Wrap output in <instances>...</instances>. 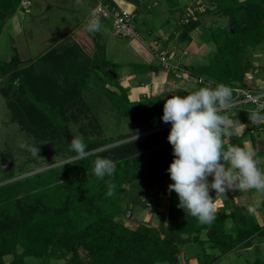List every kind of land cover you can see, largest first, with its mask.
Wrapping results in <instances>:
<instances>
[{
	"label": "trees",
	"instance_id": "trees-1",
	"mask_svg": "<svg viewBox=\"0 0 264 264\" xmlns=\"http://www.w3.org/2000/svg\"><path fill=\"white\" fill-rule=\"evenodd\" d=\"M166 1L171 8L174 6L173 0ZM20 2L0 0V37L18 12ZM216 2L218 16L229 17L223 32L225 40L217 45L207 65L191 68L189 72L196 77L199 87L206 85L199 82L202 78L205 82H223L231 88H248L245 76L255 67L253 58L264 53V0ZM244 6L254 8L257 14L253 19L241 13ZM230 18L236 27L230 24ZM199 25L200 21L194 18L183 24L180 40L190 41ZM101 60L96 68L111 71L107 75L115 88L109 93V103L118 124L125 125L129 132L116 137L118 144L84 137L89 153L86 159L74 160L63 171L53 169L33 179L0 187V264H28L30 258L39 260L38 264H51L52 260H60L62 264H180V247L187 243H200L205 258L212 257L207 248L218 250L224 257L237 249L251 247L255 237L264 236V226L254 221L249 208L230 200H225L228 213L215 212L216 219L204 225L177 207L176 193L168 190L172 181L167 168L174 159L167 141L171 124L161 119L164 102L172 95L132 100L119 76L114 77L116 71L108 69L110 61ZM18 61L15 57L8 63L0 62V70L18 66ZM16 74L20 80L15 90L28 104L26 115L16 110L13 119L26 131L37 128L38 138L43 142L60 140L73 157L75 154L65 137L67 132L75 137L66 107L81 97L85 80L72 75L61 88L52 75L39 74L32 65ZM173 95L187 93L178 91ZM97 156L115 162L113 177L100 180L94 175L93 162ZM61 172L65 174L64 180ZM109 183L116 186L111 197L107 195ZM136 183L159 187L168 199L167 217L157 212L156 221H136L130 226L118 220L127 212L123 209V196ZM210 196L215 197L214 190H210ZM228 218L232 220L231 233L225 228ZM204 231L206 240L201 238ZM212 231L214 235L210 234ZM7 256L13 257L10 263L5 261ZM202 257L197 258L199 264H203Z\"/></svg>",
	"mask_w": 264,
	"mask_h": 264
},
{
	"label": "rangeland",
	"instance_id": "rangeland-1",
	"mask_svg": "<svg viewBox=\"0 0 264 264\" xmlns=\"http://www.w3.org/2000/svg\"><path fill=\"white\" fill-rule=\"evenodd\" d=\"M31 1L34 6L29 10H18L4 27L0 37V62L8 63L15 57L19 60L18 66L12 65L9 69L0 70V187L19 180L33 179L53 169L59 168L63 171L69 167V164L64 163L72 158L60 140L43 142L38 138L37 128H33L31 132L26 131L18 120L13 119L16 110L25 116V105L28 104V101L15 90L20 80V76L16 73L21 68L32 65L39 74L52 75L61 88L65 87V79L69 76L75 75L82 81L85 80L81 97L66 107V114L70 117L69 127L75 136L106 139L111 140V144H118L116 137L129 132L125 129V125H119L116 121L114 110L108 100L109 93L115 90L114 84L107 75L111 71H106L104 67L96 68V64L98 65L102 62L101 59L105 58L111 63L108 69L122 76L125 72L113 64L116 61L120 65L123 63V57H118L117 54L122 53L125 45L141 42L115 37L110 33V27H105L110 33L109 36L113 37V41H109L110 50L104 57L97 45V39L100 38L98 33L89 34L84 31V27H75L80 17L73 12L76 7L73 8V5L63 3L61 0ZM241 13H246L251 19L257 14L251 6H244ZM227 18L222 22L223 25L227 24L226 20L229 21V17ZM230 20V24L232 22V26L236 27L235 22L231 18ZM138 26L144 40L152 46L157 34L148 36L146 25L140 23ZM252 53V55L256 54V52ZM257 58L259 57H254L253 60L264 66V61H258ZM261 70H264V67H261ZM88 73L90 76H87ZM65 135L67 141L68 135L72 134L67 132ZM32 137L36 138L35 143L39 147L41 158L33 157L29 152L18 147L20 142L33 143ZM11 164L12 168L9 171L2 169L3 165ZM10 173L13 174L12 178ZM61 173H63L61 180H64L65 174ZM158 190V186L133 184L123 196V209H127L123 217L140 222L145 221L146 218L150 219L159 208L158 200L155 199L156 195H159L156 194ZM129 212L133 219L128 215ZM124 218L118 219L129 224ZM198 244L203 249L202 245ZM259 249L243 256L231 253L222 257L217 251V254L212 253V257L205 258L203 252L199 257L203 256V264H221V259L225 260V264L263 263L264 249L262 246H259ZM18 250L21 252V248ZM12 260L13 257L7 259V261ZM38 263L37 259H28V264ZM51 264H62V261L52 260Z\"/></svg>",
	"mask_w": 264,
	"mask_h": 264
},
{
	"label": "crops",
	"instance_id": "crops-1",
	"mask_svg": "<svg viewBox=\"0 0 264 264\" xmlns=\"http://www.w3.org/2000/svg\"><path fill=\"white\" fill-rule=\"evenodd\" d=\"M42 1L44 2V0ZM61 1L63 3L66 2L68 5H73V8H77L73 12L80 17L78 19L79 23L75 27H84L93 13L97 15L98 0H79V2L77 0ZM109 1L117 8L134 14L136 27L140 29V26H138L140 23L146 25L148 36L156 33L157 38L155 40L164 44L173 62L179 67V71L175 73H169L163 70L159 65V60L143 36L142 39H136L141 42L140 44L133 42L130 45H125L122 48V53L117 54L118 57H123V63L120 65L117 61L113 62L117 68L122 69L125 73L122 76L116 74L114 77L119 76L121 84L128 89V94L132 100L138 101L144 97L158 95L168 97L169 95L176 94L178 91H184L188 94L190 91L199 88L196 77L189 72V69L207 65L215 55L217 45L222 44L225 40L223 32L228 24V18L218 16L216 13L217 0H173L174 6L172 8L166 0ZM99 18L104 28L110 27V33L114 35L111 23L100 16ZM191 18L198 19L200 25L192 32L190 41L182 42L179 36L183 21L186 19L190 20ZM226 18L227 24L223 25L222 22ZM204 20L206 21L205 23ZM153 23H156V25ZM110 33L106 28L104 31L98 32L100 38L97 39V45L103 52L104 57L110 50L108 48V44L109 46L111 45L109 41H113V37L109 36ZM256 57H259L257 58L258 61H264V53ZM256 65H258L257 61L254 63L255 68L250 69L245 76V86L248 87L245 89L264 92V70H261V67L264 66L256 67ZM222 111L234 121H239L244 125L236 129L235 135L230 141H225L224 147L227 148L230 144H236L241 147L247 146L253 148L256 151L257 166L264 169V114H261L262 111H254V107L250 104H234L233 102L226 110ZM253 112H258L261 119L251 122L249 116ZM208 180L211 182L212 177H208ZM156 194H159L155 197L158 200L157 206L159 207H157L156 213L162 211L166 214L168 210V199L161 193L160 189ZM213 199L215 212L228 213L225 207V200H230L236 205L246 206L251 209L250 212L254 221L260 226H264V191H258L256 189L243 191L230 189L223 195H217L215 191V197ZM156 213H152L153 216L150 219L146 218V222L156 221ZM130 217L132 218L133 216ZM118 218L124 217L120 216ZM125 220L129 224L120 222L129 226L136 223L135 219L132 221L126 218ZM131 222L132 224H130ZM225 228L227 233L233 231L231 219L228 218L226 220ZM201 238L206 240V231L201 234ZM259 246H262L264 249V236L260 235L255 237L251 247L237 249L231 253H237L236 256H243L256 249L260 250ZM181 247L180 252L181 250L182 252L179 256L180 264H199L197 258L202 252L204 253V250L197 242L187 243ZM217 251L207 248L209 254L213 252L217 254ZM11 257L7 256L5 258L6 263L11 262L7 261ZM262 259L264 260V258ZM224 261L221 259V264H225Z\"/></svg>",
	"mask_w": 264,
	"mask_h": 264
},
{
	"label": "clouds",
	"instance_id": "clouds-1",
	"mask_svg": "<svg viewBox=\"0 0 264 264\" xmlns=\"http://www.w3.org/2000/svg\"><path fill=\"white\" fill-rule=\"evenodd\" d=\"M104 30L99 16L94 13L84 26L89 34ZM233 92L234 89L223 82H210L187 95H172L163 105L161 119L171 124L167 141L174 157L167 168L172 181L168 190L176 193L177 207L201 225L211 224L216 219L210 190H215L217 195L230 189L264 191V169L257 166L256 151L236 144L224 147L236 129L244 126L222 111L233 102ZM249 119L255 122L261 116L253 112ZM31 139L33 143L20 142L18 147L33 157H40L36 138ZM69 148L75 155L64 164L86 159L89 154L82 136L72 137ZM93 164L92 171L100 180L113 177L116 172V164L110 158L97 156ZM208 177H212L211 182ZM115 187L113 183L108 184V196L115 195Z\"/></svg>",
	"mask_w": 264,
	"mask_h": 264
},
{
	"label": "built area",
	"instance_id": "built-area-1",
	"mask_svg": "<svg viewBox=\"0 0 264 264\" xmlns=\"http://www.w3.org/2000/svg\"><path fill=\"white\" fill-rule=\"evenodd\" d=\"M99 6L97 8V15L103 19L109 20L111 28L115 36L126 40L142 39V35L136 27L134 20L135 15L127 13L116 6L109 0H98ZM32 6L31 0H21L19 10H29ZM189 19L183 21L187 23ZM153 53L159 60V64L163 70L169 73L179 71V67L173 62L168 49L163 43L154 40L153 45L150 46ZM200 83L208 85L210 82H205L202 78L199 79ZM234 89V104H250L254 107V111L264 110V92H255L251 89L235 87ZM236 102V103H235Z\"/></svg>",
	"mask_w": 264,
	"mask_h": 264
},
{
	"label": "water",
	"instance_id": "water-1",
	"mask_svg": "<svg viewBox=\"0 0 264 264\" xmlns=\"http://www.w3.org/2000/svg\"><path fill=\"white\" fill-rule=\"evenodd\" d=\"M72 137H73L72 135H68V137H67V143L68 144L70 143ZM11 168H12V164L11 165H3L2 166V169L4 171H9ZM128 215L130 216L131 215V212H129ZM210 234L211 235H214L215 234V231H212Z\"/></svg>",
	"mask_w": 264,
	"mask_h": 264
}]
</instances>
